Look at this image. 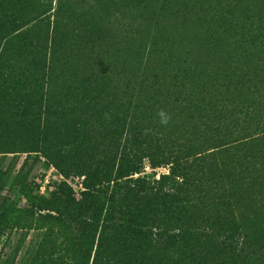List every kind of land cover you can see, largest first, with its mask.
Segmentation results:
<instances>
[{
	"label": "trees",
	"instance_id": "obj_1",
	"mask_svg": "<svg viewBox=\"0 0 264 264\" xmlns=\"http://www.w3.org/2000/svg\"><path fill=\"white\" fill-rule=\"evenodd\" d=\"M14 2L0 0V13H11ZM162 2L154 9L148 0H137L131 7L122 1L103 6L87 37L95 34L98 42L90 44L82 67L68 73L67 87L56 76L49 79L53 104L45 112L61 122L54 140L66 154V164L73 165L74 176L84 177L87 189L130 181L134 188L160 196L144 207L96 208L92 223L99 230V242L105 239L128 264H215L188 247L172 262H154L144 251L154 236L152 229L159 231L156 237L167 236L173 243L194 242L196 223L184 226L190 215L184 214V219L182 213H172L166 191L189 189L195 177L209 173V158L227 152L235 163L249 162L252 178L264 188V0ZM109 10L127 20L128 33L148 41L137 47L142 64L135 69L115 46L111 27L123 26ZM12 76V70L0 69V85L25 82L22 74L19 79ZM33 104L26 96L20 112L30 131L40 128L29 118ZM184 110L190 114L188 129L162 148L156 138L170 137L168 126ZM156 156L171 165L168 175L153 183L129 179L139 172L143 159L154 165ZM66 164L59 169L69 177L73 172L62 169ZM233 198L232 206L240 207ZM171 199L176 202L177 196ZM217 205L219 210L230 207L223 201ZM161 212L175 220L173 226L165 217L154 220ZM221 237L230 257L242 253L248 241L232 232Z\"/></svg>",
	"mask_w": 264,
	"mask_h": 264
},
{
	"label": "rangeland",
	"instance_id": "obj_2",
	"mask_svg": "<svg viewBox=\"0 0 264 264\" xmlns=\"http://www.w3.org/2000/svg\"><path fill=\"white\" fill-rule=\"evenodd\" d=\"M118 1L131 7L137 0H15L11 13H0V69L12 70L11 79L21 74L26 78L22 86L0 85V264H128L105 239L99 242L92 214L100 206L144 207L147 200L160 197L134 188L130 181L87 189L84 177L74 176L73 165L66 164V154L60 153L54 140L61 122L45 112L53 104L47 91L49 79L56 76L62 87L68 86V73L82 67L90 44L98 42L95 34L87 37L97 26L101 8L114 7ZM148 1L152 9L164 4ZM112 14L123 26L111 27L115 46L135 69L142 64L137 47L148 41L128 33L127 20ZM147 31L149 37L152 32ZM36 79L43 81L38 85ZM26 96L34 102L29 118L40 124L35 131L21 121ZM177 117L168 126L172 135L156 138L164 149L166 140H178L189 127L188 111H180ZM192 143H197L195 138ZM156 158L154 165L143 159L139 172L129 179L153 183L168 175L171 165ZM61 164L73 172L71 176L61 174ZM205 168L209 173L195 177L189 189L179 186L177 191H166L172 213H182L184 219V214L191 216L184 226L196 223L194 242L173 243L167 236L156 237L159 231L152 229L145 256L154 262H172L188 247L215 264H264V188L252 178L249 162L235 163L226 152L209 158ZM233 194L240 207L232 206ZM220 201L230 207L219 210ZM162 217L174 225L175 220L162 212L154 220ZM231 232L238 240H248L244 251L234 257L224 248V237L218 238Z\"/></svg>",
	"mask_w": 264,
	"mask_h": 264
}]
</instances>
